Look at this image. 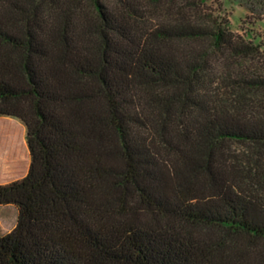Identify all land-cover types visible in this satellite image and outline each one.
<instances>
[{"label":"trees","instance_id":"trees-1","mask_svg":"<svg viewBox=\"0 0 264 264\" xmlns=\"http://www.w3.org/2000/svg\"><path fill=\"white\" fill-rule=\"evenodd\" d=\"M205 2L0 0V264H264V50Z\"/></svg>","mask_w":264,"mask_h":264},{"label":"rangeland","instance_id":"rangeland-1","mask_svg":"<svg viewBox=\"0 0 264 264\" xmlns=\"http://www.w3.org/2000/svg\"><path fill=\"white\" fill-rule=\"evenodd\" d=\"M87 9L90 0H82ZM205 8L228 18L232 31L241 34L264 50V0H206ZM30 161L25 126L16 117L0 115V183L23 176ZM17 208L0 205V233L14 226Z\"/></svg>","mask_w":264,"mask_h":264},{"label":"crops","instance_id":"crops-1","mask_svg":"<svg viewBox=\"0 0 264 264\" xmlns=\"http://www.w3.org/2000/svg\"><path fill=\"white\" fill-rule=\"evenodd\" d=\"M2 116H5V115H2ZM27 171V170H26ZM26 173V172H25Z\"/></svg>","mask_w":264,"mask_h":264}]
</instances>
